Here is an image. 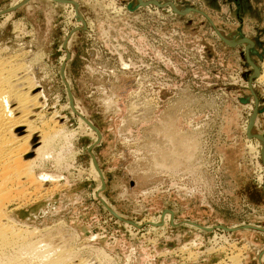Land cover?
<instances>
[{"label": "rangeland", "instance_id": "rangeland-1", "mask_svg": "<svg viewBox=\"0 0 264 264\" xmlns=\"http://www.w3.org/2000/svg\"><path fill=\"white\" fill-rule=\"evenodd\" d=\"M0 51L69 134L22 221L75 231L71 250L115 264L228 262L213 231L236 227L243 263L264 264V150L249 135L264 137V0H0ZM166 212L177 226L152 227Z\"/></svg>", "mask_w": 264, "mask_h": 264}, {"label": "bare ground", "instance_id": "bare-ground-1", "mask_svg": "<svg viewBox=\"0 0 264 264\" xmlns=\"http://www.w3.org/2000/svg\"><path fill=\"white\" fill-rule=\"evenodd\" d=\"M28 69L23 59L18 57L17 54L15 56H5L0 51V264H115L114 257L109 255L103 248L96 249L95 254L97 255L90 254L93 255V258L88 260L84 259L86 256L83 254L79 256V250H71L70 243L72 241H69L73 240L75 231L72 233L71 239L64 232L66 237L63 239L60 238L62 234L55 237L60 234L57 232L58 234L55 235L56 230H53L55 226L40 229L21 220L19 212L27 205L26 201L30 202L29 199H35L34 197L41 190L42 184H44L45 190L48 191L46 194H50L49 186L57 183L52 175H37L35 170L38 164L40 165L44 159H51L55 148L52 145L57 140L56 137L64 139L69 136L65 131L67 123L65 118L60 116L58 112L49 113V110L53 107L49 108L44 90L38 91L41 87ZM260 79L264 80V75H261ZM63 120L64 122H62ZM52 121L57 125L54 126L53 124L51 126ZM249 135L256 137L255 140L258 141L261 148L260 152L264 150V137L253 135L251 131H249ZM70 145L69 148L72 147ZM60 154L62 153L59 152L58 156ZM58 156H55L58 158L56 160L61 158ZM92 169L96 174L95 178L97 176L103 178L102 174L95 171L94 166ZM101 190L96 189V192H101ZM39 195L40 193L37 196L38 198ZM162 215L160 221L153 218L149 222L152 227H159L162 230L165 228L167 221L173 223V226L176 225L174 218H172L173 215L167 212L166 215L164 213ZM61 222H58L57 225ZM185 223L191 228L201 231L208 229H203L200 225L197 224V226L190 221H185ZM131 225L133 224L131 223ZM128 227L132 228L130 225ZM220 227L226 229L224 226ZM235 228L229 227V230L234 233L237 231ZM75 236V240H77L76 238L79 236L77 232ZM94 239L96 238L93 237L92 240ZM236 244L237 242H234L230 245L232 254L228 257V262L221 261L217 264H244V251L236 247ZM184 246L186 248H181V251H185L190 255L192 253V257L196 261L194 256H198V253L194 252L195 250L192 248L198 246V244L187 243ZM262 256L264 257V252H262ZM101 257L103 262L100 260Z\"/></svg>", "mask_w": 264, "mask_h": 264}, {"label": "built area", "instance_id": "built-area-1", "mask_svg": "<svg viewBox=\"0 0 264 264\" xmlns=\"http://www.w3.org/2000/svg\"><path fill=\"white\" fill-rule=\"evenodd\" d=\"M215 228L217 229L213 231V237L216 241L213 240V242H215L216 244H218V242H221L224 248L229 249L228 247H230L232 240L231 238L227 237L226 234H228L227 232H231V230H229V228L224 229L220 226H217ZM208 231H212V230H208ZM197 247L198 246H194L192 249L196 250Z\"/></svg>", "mask_w": 264, "mask_h": 264}]
</instances>
